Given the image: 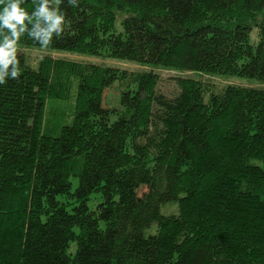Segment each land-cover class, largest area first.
<instances>
[{
    "label": "trees",
    "instance_id": "obj_1",
    "mask_svg": "<svg viewBox=\"0 0 264 264\" xmlns=\"http://www.w3.org/2000/svg\"><path fill=\"white\" fill-rule=\"evenodd\" d=\"M41 4L64 15L46 46L30 35L49 23ZM22 7L15 46L146 68L15 51L18 76L9 63L0 84V264H264V86L209 78L264 84V0Z\"/></svg>",
    "mask_w": 264,
    "mask_h": 264
},
{
    "label": "clouds",
    "instance_id": "obj_2",
    "mask_svg": "<svg viewBox=\"0 0 264 264\" xmlns=\"http://www.w3.org/2000/svg\"><path fill=\"white\" fill-rule=\"evenodd\" d=\"M72 2V0H70ZM24 0H0V30L10 29V36L3 37V44L0 45V84L6 82L5 77L8 75L6 71L9 63H13L11 69V77L18 76L19 69L16 67L18 61L15 57V45L20 35L25 31V20L30 19L28 11L22 5ZM38 14L43 16L49 23L46 29H40L30 33V35H42V46L49 43V37L53 30L62 31L64 24V15H57L55 12H50L48 8L41 4L38 9Z\"/></svg>",
    "mask_w": 264,
    "mask_h": 264
},
{
    "label": "rangeland",
    "instance_id": "obj_3",
    "mask_svg": "<svg viewBox=\"0 0 264 264\" xmlns=\"http://www.w3.org/2000/svg\"><path fill=\"white\" fill-rule=\"evenodd\" d=\"M118 23V21H117ZM256 29L252 30L251 33H250V40L252 42H255L256 40ZM3 42L0 41V45H2ZM16 48V51L18 52H21L23 51L24 54H25V58H26V61L29 62L31 65H35L37 63V59L39 57H41L42 55H44V53H49L52 57H56V56H61V57H72V58H81V59H86V60H92V61H96V62H106L108 64H116L120 67H127L129 68L130 70H136V69H145L146 67L144 66H141L140 64H137V63H134V62H129V61H120V60H111V59H106V58H103L102 60L101 59H96V58H93V57H84V56H81V55H75L73 53H69V52H60V51H56V52H50V51H47V50H41V49H38V48H29V47H25V46H15ZM162 77H168L170 76L171 74H174V71L173 70H161L160 71ZM203 77H207V75L203 76ZM211 78L212 80H214L216 83L218 84H228V83H242L244 85H249V86H264V84H259V83H256L254 81H248V80H245V79H242V78H233V77H228V78H225V77H222V76H212V77H209ZM164 85H166L168 88H170V83L166 82V81H163L162 82ZM119 97V92L117 91V87H116V83L114 82L113 86L109 87V88H106L104 90V97H103V104L104 105H107L109 107H112L114 106L115 104V101L118 99ZM76 177L72 178V190L73 188L76 186ZM90 198L88 199L87 201V205L89 208H95V204L96 202L100 201L101 200V196H99V193L96 192V193H91L90 195ZM159 210L162 214H174L177 212L178 210V204L177 202L175 201H170V202H165L163 204L160 205L159 207ZM156 227V224H152L148 229H146V234L147 233H153L155 232V228ZM74 243H72L70 245V249L69 251L70 252H73L74 251Z\"/></svg>",
    "mask_w": 264,
    "mask_h": 264
}]
</instances>
